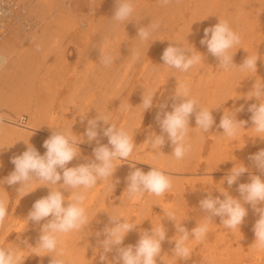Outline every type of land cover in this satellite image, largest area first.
Returning <instances> with one entry per match:
<instances>
[{
	"label": "bare ground",
	"instance_id": "obj_1",
	"mask_svg": "<svg viewBox=\"0 0 264 264\" xmlns=\"http://www.w3.org/2000/svg\"><path fill=\"white\" fill-rule=\"evenodd\" d=\"M20 1L18 3L22 5L19 7L21 15L15 14L10 18V22L0 18V23L4 24L0 41L11 31V36L0 46V70L11 64L24 68L22 61H28L27 54L30 50L22 48L23 44L29 43L30 34H23V36L20 29L28 31L31 28L34 20L31 14L38 16L41 27L42 23L47 27L52 24L55 26L51 35L59 31V28L63 31V25L67 23L59 11L58 15L40 10L46 0H40L35 5L36 8L34 7L35 11L33 12L30 10V0ZM42 1H44L43 4ZM56 1L49 0L46 7L50 8L55 5L56 8L60 7L58 2L60 0ZM88 1L92 6H96L92 10L96 14L98 9L101 10L109 0ZM110 1L104 21H100L98 24L89 21L90 18L86 20L87 17L84 16L81 19H73L75 22L71 26L72 32L77 30L80 24L86 28L89 26L87 31L82 33L79 38L77 37L73 43L78 46V49H81L80 55L91 60L90 64H87L90 65V70L89 68H87L88 70L82 68L79 70V67H74V70H59L57 68L58 77L61 79V82H58L59 87L56 90L53 87L52 94L49 90L50 92L45 97L47 98L48 95L57 97L65 87L70 86V81H74L71 86L78 91L76 96L72 97L73 100L70 99L69 104L61 101L59 114L54 113L52 117L50 116L51 120L48 124L45 120L43 123L50 135L59 128L69 132L73 131V135H77L81 141L78 145L80 155L74 158L67 165L68 167L78 166L95 159L93 150L98 146L97 141L89 143L84 134L88 127V120L97 117L99 112L108 114L111 123L116 124L117 127H124L133 134L136 147L129 160L121 162L117 167L112 178L110 177L104 183L98 181V185L88 191L84 206L89 216V224L79 232L61 237L60 248L64 250L66 264H113L118 255L115 247L111 252L106 253L105 261L100 260V254L103 253L100 241L105 239L102 234L103 229L106 226H113L110 215H123L129 222L138 224L126 235L122 245L117 247L136 245L141 233L144 230L151 231L153 225L160 226L162 224L165 227L166 239L162 242V251L157 257V264H232V261H235L236 264H264V255L256 258L257 256L253 253L255 249L253 228L259 215L250 204H245V207L250 206L252 211L248 212L240 229L230 230L222 224L215 226L209 234L207 233L198 251L196 247L191 248V257L188 260L179 259L174 255L175 241L173 238L176 235L178 237L179 234H177L175 222L169 219L164 212V209L176 212L177 221L182 222L183 226L189 230L192 225L197 226V223L201 222L196 217L189 218L184 212V208L179 206L186 204L184 202H187L186 195L189 192L194 193L199 190L204 193L205 198L210 193L213 198L222 197L221 199H224L225 197L219 191L221 189L227 191L234 198L240 199L238 186L240 183L250 182L251 176H241L235 184L229 187L224 178L230 173V170L235 165L240 166L243 163L249 169L246 173L262 174L254 162L249 159L251 155L264 149V139L255 137L256 133L251 129L254 125L251 120L252 113L248 110L250 105L259 104L260 101L255 97L249 99L248 93L254 89L257 81L264 82V34H258V26H255L261 21L264 22V0H171L167 6H162L159 0H136L133 20L121 23H116L111 19L116 4L115 0ZM15 3L17 4L16 1ZM219 19L227 20L243 40L230 50L231 53H235L233 62L237 66L234 65L227 71L219 67V60L207 51L206 45L200 43L204 37V29L215 26ZM151 22H159L160 27L153 32L149 41L141 42L137 37L138 29L147 27ZM44 35L46 36V33ZM44 35H42V39L41 33L34 37V40H37L43 47L47 44ZM89 37L92 38L91 44L88 43L90 42L88 41ZM86 41H88L87 45ZM99 41L104 43L100 49ZM52 43L47 47L51 54L55 51ZM169 45L181 47L185 45L193 48V51L202 55L201 64L186 73L162 65L163 51ZM56 46L58 47V44ZM101 49L114 58L109 67H105L100 62ZM158 49L161 50L158 51ZM154 50L158 52L156 53ZM240 51L242 52L241 56H239ZM89 52H91L90 56ZM248 55L258 57L257 65L262 64L261 70L258 68L256 72H250L239 68ZM55 71L57 72V70ZM47 72L49 74L54 71L47 70ZM56 72H54L55 75ZM51 73L50 75H52ZM178 84H186L190 95L198 100L201 107L214 108L212 115L215 119L209 133H203L195 129V114L191 116L187 142L191 144L192 150L183 160L179 161L171 155L173 151L171 142L167 139V134L162 133L156 119L157 113L160 112V104L167 102L168 108L165 111H172V104L178 102L172 99ZM149 92L155 94L153 107L143 112L142 97L144 93ZM41 100L46 101V99ZM48 100L51 102L50 98ZM54 100L51 102L53 105ZM42 101L41 108H47L48 105ZM41 108L37 110L39 115L36 118H45L43 114L46 109L42 111ZM241 108L242 110L237 111ZM225 111L229 114L235 112L238 121H246L245 127H241L235 139L225 137L223 129L219 127ZM0 124L8 127L14 124L12 125L14 128L11 130L16 133H21V131L30 133L39 130L32 125L23 128L17 123L1 117ZM109 126L110 123L105 125L102 121L100 122L98 142L111 147L108 144V138L103 135V129ZM152 133L165 136V144L159 152L152 150L146 143ZM152 167L159 168L173 178L172 190L161 197L146 193L137 201H129L127 195H123L128 184L127 176L136 168L147 173ZM0 171H3V168H0ZM59 171L62 172V170ZM201 174L204 179L199 180L198 177ZM200 181L204 182L202 186ZM41 183L34 180L30 185L21 188L19 192L20 184L9 186L0 184V189L4 190L3 197L9 202V216L5 224L0 226V246L21 248L25 258L23 264H51L53 258L51 254H45L40 249L29 247V245L37 246L42 225L51 219L48 217L39 223L27 221L34 202L46 197L51 191L50 187L41 186ZM62 183V180L58 182V184ZM112 183L115 185L114 191L109 190ZM60 190L66 198L71 195L70 190ZM17 193L19 195L13 200L12 197ZM0 196L2 195L0 194ZM67 203L66 199L65 204ZM259 206L264 207V205ZM97 233H101V235L98 236ZM212 237L214 245L210 244ZM234 244L237 245L236 249ZM204 253L205 255H203ZM206 258L209 260L208 262H205Z\"/></svg>",
	"mask_w": 264,
	"mask_h": 264
},
{
	"label": "clouds",
	"instance_id": "obj_2",
	"mask_svg": "<svg viewBox=\"0 0 264 264\" xmlns=\"http://www.w3.org/2000/svg\"><path fill=\"white\" fill-rule=\"evenodd\" d=\"M136 0H115V11L111 18L116 23L129 22L133 20L135 13ZM162 6H167L171 0H159ZM159 22H151L147 27H140L138 35L141 42L149 41L153 32L159 29ZM241 36L233 30L227 20L219 19V22L212 27L204 29V37L200 43L206 45L207 51L219 60V67L225 71L234 65L231 53L236 45L240 44ZM191 53V54H189ZM113 57L101 49L100 62L109 67L113 63ZM163 64L168 68H174L180 72H189L195 66L201 64L202 55L193 51L185 45H169L161 57ZM258 57L248 55L243 64L239 66L241 70L257 71ZM154 93L143 94L142 107L143 112L153 107ZM257 98L259 104H252L249 112L252 113L251 120L256 133L255 137L264 139V82H256L254 89L248 93V98ZM172 111H165L168 108L167 102L159 105L160 112L157 113L156 119L160 125L162 133L167 134V139L173 147L172 156L176 160H183L192 150L191 144L187 142L190 130V118L195 114V129L209 133L215 123L212 109L201 107L196 98L190 95L189 88L186 84H178L172 97ZM241 109H237L240 111ZM83 118V117H82ZM105 125L110 123L109 127L103 129V135L108 138V144L102 145L98 142L100 135L98 129L100 122ZM86 135L89 143L97 141L98 146L94 148L93 154L95 159L78 166L68 167L67 165L80 155L81 142L73 131H65L57 128L52 135L43 143L46 152L41 155L39 151L30 143H27V149L18 156L12 158L15 168L3 181L8 185L20 184V188L28 186L31 182L40 181L41 186L51 188L50 193L43 198L34 202L32 210L29 212L27 221L39 223L48 217L51 219L44 223L41 228V235L37 246L29 247L40 249L45 254H51V264H66L65 253L60 248L61 237L79 232L89 224V216L84 206L87 193L90 189L98 185V181L104 183L110 177L112 178L117 167L121 162L129 160L136 143L134 135L124 127H117L110 122L108 114H101L94 119L88 120ZM246 121H238L236 113L229 114L225 111L220 120L219 127L223 129V135L229 139H235L239 134L241 127H245ZM146 143L152 150L159 152L165 144V136L152 133ZM254 162L256 168L264 173V149L249 157ZM62 170L59 171V170ZM249 169L241 163L235 165L230 173L224 178L229 187L235 184L238 179ZM63 181L62 184L58 182ZM118 182V181H117ZM127 188L123 195H127L129 201H137L146 193L161 197L173 188V178L167 175L159 168L152 169L145 173L142 169L136 168L127 176ZM99 183V184H102ZM52 186H58L53 188ZM114 183L109 186L110 191H114ZM60 189L70 190L71 195L65 197ZM225 197L213 198L209 193L207 198L200 200L199 206L206 213L203 221L198 222L191 232L183 226L182 222L176 219V212L164 209L165 215L175 222L177 235L173 238L175 247L174 255L182 260H188L191 257L192 249L189 246L190 237L195 242H202L210 229V222L213 217L219 216L221 224L230 230L240 229L245 217L248 215V209L245 204H250L253 210L259 215V219L254 224L255 242L253 246L257 250H264V178L260 175H252L250 182L240 183L238 192L240 199L234 198L227 191L219 189ZM32 192V191H30ZM28 192V193H30ZM27 193V194H28ZM68 203L65 204V200ZM9 216V202L0 196V226L4 225ZM113 226H106L103 229L105 239L100 241L103 253L100 254V260L107 259L106 253L111 252L115 247L117 257L113 264H157V257L162 251V242L166 239V229L161 224L154 226L151 231L144 230L136 245L127 247H117L122 245L126 235L136 228L138 224L131 223L123 215H110ZM101 235V233H97ZM24 256L21 248L0 246V264H23Z\"/></svg>",
	"mask_w": 264,
	"mask_h": 264
},
{
	"label": "rangeland",
	"instance_id": "obj_3",
	"mask_svg": "<svg viewBox=\"0 0 264 264\" xmlns=\"http://www.w3.org/2000/svg\"><path fill=\"white\" fill-rule=\"evenodd\" d=\"M30 1L33 2V3L30 2V5H31L30 10L31 12H33L35 11V8H36L35 5L38 4L40 0H30ZM48 2L49 0H46V3L42 1V4L44 3L45 5H42L40 7V10L41 11L43 10L45 12L46 11L52 12L58 15L60 12V14H62V16L65 17L64 20L67 22L66 24L63 25V28H62L63 31H61V29L59 28V31H57L54 35H51V31L53 33L55 26L52 24L51 26L47 27L46 24L42 23L43 26L41 27V25H39L40 20L38 19V16L36 14H31L32 15L31 17L34 19L33 20L34 24L32 23V26L28 31L20 29L22 31L21 32L22 35L30 34L29 41H28L29 43L23 44L24 47L22 48V49L30 50L29 54L26 53L28 57L27 59L28 61H25V60L22 61L24 63L23 64L24 68L15 67L14 65L11 64L10 66L0 70V117L5 118L7 120H11L15 122V124L17 123V125L23 128H25L28 125H32L36 127V129H39L37 131H31L32 133L31 132L23 133L22 131L21 133H16L15 131L11 130L12 128H14L12 126L14 124L10 125L11 127H8L5 125L2 126V124H0V168H3V171H0V184H2L1 186L8 185L7 183H3V181L11 173L12 170L14 171L15 166L11 162L12 158L15 156L21 155L27 149V143H30L31 145H33L39 151L41 155L45 153V148L43 147V143L51 135L47 133V129L46 127H44L46 125L43 123V121L45 120V122H47L48 124L51 120L49 118H51L54 115V113L56 115L60 113L61 101L62 103L69 104V101L71 102L70 99L73 100L72 97H75L77 94L76 92L78 90L77 91L74 90V88L71 86L72 82L74 84V81H70L69 85L71 87L70 86L65 87L57 97L54 98L52 95L51 96L48 95L51 102L55 99L54 105L53 103L48 102L49 98L48 97L46 98L45 95L48 94V92H50L51 90H53V87H54V90H56V88L59 87L58 82H61L60 77H58V69L59 70H66V69L74 70V67L75 68L79 67V70H82V69L86 70L87 68L90 67V65H87V64H90L89 61L91 60H89L88 57L86 56L84 57L80 55L79 53H81V49H78L77 48L78 46L73 43V41L77 37L79 38L80 36H82V33L87 31L89 26L88 28H86V26H81L80 24V27H78L77 30L72 32L73 29L71 30V26L75 22L73 19H81L82 16H84V17H87L85 18L86 20L90 18L89 21L91 22L94 21V23L96 22L95 24H98L100 21H104L103 19L106 15V11L108 7L110 6L111 1L109 0L107 4L104 5V7H102L101 10L98 9L96 14H94V11H92L93 9L96 8V6H92L88 0H60L58 1L60 7H57V8L55 7L56 6L55 4H53L55 6H51L50 8L46 7L48 5ZM54 2H57V1L54 0ZM81 21L83 22V19ZM255 26L256 27L258 26L257 27V30L259 31L257 32L258 34H261V35L264 34V27H263L264 22L261 21L260 23H257ZM46 29L48 32L45 31ZM49 31H50V34H49ZM40 33H41V39H42V35L46 33V36L45 35L44 36H45V39L47 40V44L44 47L37 40H34V37L37 35H40ZM10 36H11V31H9V34L2 41H0V46H2V43H4ZM51 36L53 39L51 38ZM91 39L92 38L89 37L88 41L90 42L86 41V45L88 43L91 44ZM241 41L243 40L241 39ZM50 43H52L53 48L55 47L56 52L53 51L54 53L52 52L53 49L51 47L52 49L51 52L53 54H51L50 51H48L47 49ZM56 44H58L59 48L56 46ZM98 44H99V49L101 48V45L102 46L104 45L102 41H99ZM80 46H83V45H80ZM83 47L85 48V46ZM161 49H158V51ZM158 51H156V53ZM90 53L91 52H89V56H90ZM26 54H25V57H26ZM241 54L242 52L240 51L239 56H241ZM44 55H47V56H44ZM261 65L262 64L260 63L257 65V70L258 68L259 70H261L260 69V67H262ZM61 66L63 67V69H61L62 68ZM67 66H69L70 68L69 67L67 68ZM47 70H50V71L53 70L54 72H56L55 70H57L56 75L54 72L52 73L50 72L52 75H50V73L48 74L49 71L47 72ZM43 83H45L46 85ZM43 86L44 88H42ZM50 93L52 94V91ZM67 93L70 94V95L68 94V97H67ZM41 99H46V101H42ZM40 100L42 102H45V104H47L48 107L41 108V105L43 103H41ZM40 108L42 111L43 109H46V111L44 110L45 113L43 112L44 113L43 115H45V118L44 117H42V119H39L38 117L36 118V116L39 115V112L37 110H39ZM252 175H260L261 177H263L264 173L262 174L261 173H246V175L244 173L242 176L246 177V176H252ZM203 177H204L203 174H201L198 178L199 180H201V179H204ZM200 183H201V186L202 184H204L203 181H200ZM199 189H200V185H199ZM3 193H4V190L0 189V194L2 195V197H3ZM18 195L19 194L17 193L16 195L12 197V199L14 200V198H17ZM204 198L205 196L202 191L198 190L194 193L189 192L186 195L187 202H184L186 204L179 205V206L180 208L182 207L184 208V212L189 218L193 219V217H196L200 221H203L207 214L204 213V211L200 208L199 202L200 200ZM247 209H248V212L251 213L252 211L251 207L249 206ZM219 224H221V218L219 216L213 217V220H211L210 222V229H209L208 234L211 232V230L215 228V226ZM195 226L196 225H192L190 227L189 229L190 232ZM188 243H189V246H191V248L196 247L197 251L200 249L201 242L197 243L195 242L193 238L190 237V240ZM210 244L214 245L213 237L210 239ZM234 248L236 249L237 245L234 244ZM253 253L254 255L257 256L256 258H260L261 256L264 255V250H257L255 248L253 250ZM203 255H205V253ZM208 261L209 260H207L206 258L205 262H208ZM231 263L236 264L235 261H232Z\"/></svg>",
	"mask_w": 264,
	"mask_h": 264
},
{
	"label": "built area",
	"instance_id": "obj_4",
	"mask_svg": "<svg viewBox=\"0 0 264 264\" xmlns=\"http://www.w3.org/2000/svg\"><path fill=\"white\" fill-rule=\"evenodd\" d=\"M15 1L17 2V4L15 3ZM18 2H21V1L20 0H0V18L6 19L7 21H9L10 18L13 17L15 14L21 15L20 13L21 8L19 7H22V5L19 4ZM3 30H4V24L0 23V37H1Z\"/></svg>",
	"mask_w": 264,
	"mask_h": 264
}]
</instances>
